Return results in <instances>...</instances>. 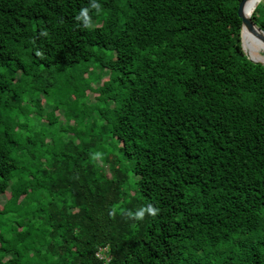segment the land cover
Wrapping results in <instances>:
<instances>
[{
  "label": "trees",
  "instance_id": "1",
  "mask_svg": "<svg viewBox=\"0 0 264 264\" xmlns=\"http://www.w3.org/2000/svg\"><path fill=\"white\" fill-rule=\"evenodd\" d=\"M241 2L0 0V264H264Z\"/></svg>",
  "mask_w": 264,
  "mask_h": 264
},
{
  "label": "water",
  "instance_id": "2",
  "mask_svg": "<svg viewBox=\"0 0 264 264\" xmlns=\"http://www.w3.org/2000/svg\"><path fill=\"white\" fill-rule=\"evenodd\" d=\"M248 0H242V2L240 3L239 9H238V16L241 18L242 20V28H241V38H242V47L243 50L245 52V54L247 55V57L255 64H262L264 65V58L261 60H255L253 59L250 54L248 53V51L245 48L244 42H243V34L244 32H247L248 34L250 33V35L256 39H259L260 41H262L264 43V30H262L253 20H252V15L248 12V10L246 9V3ZM259 3L262 0H258ZM258 3V4H259ZM257 8V7H256ZM255 8V9H256ZM255 11V10H254Z\"/></svg>",
  "mask_w": 264,
  "mask_h": 264
},
{
  "label": "bare ground",
  "instance_id": "3",
  "mask_svg": "<svg viewBox=\"0 0 264 264\" xmlns=\"http://www.w3.org/2000/svg\"><path fill=\"white\" fill-rule=\"evenodd\" d=\"M259 2L258 0H248L246 3V9L248 10V12L251 14V10L254 7V5ZM244 38L247 40L249 46L251 47V49L254 51L257 60H261L264 58V56H262L259 52L260 47H264V43L262 41H260L259 39H256L254 37H252L250 35V33L248 34L247 32H244L243 34Z\"/></svg>",
  "mask_w": 264,
  "mask_h": 264
},
{
  "label": "clouds",
  "instance_id": "4",
  "mask_svg": "<svg viewBox=\"0 0 264 264\" xmlns=\"http://www.w3.org/2000/svg\"><path fill=\"white\" fill-rule=\"evenodd\" d=\"M81 17L84 18L85 22L88 21L87 9H83V10L81 11L80 15L77 17V19H80ZM148 211H149V212H154L155 210L152 209L151 206H149ZM143 212H144V210L141 209L139 212L136 213V215H137L138 217H142V216H143Z\"/></svg>",
  "mask_w": 264,
  "mask_h": 264
},
{
  "label": "rangeland",
  "instance_id": "5",
  "mask_svg": "<svg viewBox=\"0 0 264 264\" xmlns=\"http://www.w3.org/2000/svg\"><path fill=\"white\" fill-rule=\"evenodd\" d=\"M263 48V47H262ZM264 54V53H263ZM6 202L5 195H0V204H4Z\"/></svg>",
  "mask_w": 264,
  "mask_h": 264
},
{
  "label": "built area",
  "instance_id": "6",
  "mask_svg": "<svg viewBox=\"0 0 264 264\" xmlns=\"http://www.w3.org/2000/svg\"><path fill=\"white\" fill-rule=\"evenodd\" d=\"M99 258L100 259H107L105 255H103L102 253L101 254H98ZM108 260V259H107Z\"/></svg>",
  "mask_w": 264,
  "mask_h": 264
}]
</instances>
